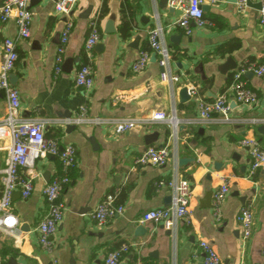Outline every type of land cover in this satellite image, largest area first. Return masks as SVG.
Instances as JSON below:
<instances>
[{"label": "crops", "instance_id": "1", "mask_svg": "<svg viewBox=\"0 0 264 264\" xmlns=\"http://www.w3.org/2000/svg\"><path fill=\"white\" fill-rule=\"evenodd\" d=\"M57 1L29 2L32 22L27 40L19 39L14 20L0 21V61L3 39H13L19 59L10 83L20 95L19 117L42 121L45 135L59 131L61 148L68 144L76 148L77 165L62 193L64 218L51 237L52 251L48 252L39 244L37 227L46 211L43 190L61 165L52 156L36 160L32 195L23 199L17 191L13 196L19 238L0 234V264H103L105 257L122 245L131 249L120 264H190L192 260L204 264L202 241L213 245L220 264H264V170L250 175L249 151L240 144L244 139H255L264 148V133L258 130L264 125V75L245 74L244 81L259 102L246 107L230 97L227 121L215 114L212 120H202L196 96L186 102L179 100L183 86H195L197 95L212 103L227 91L243 65H264V27L259 10L249 7L239 13L234 0L206 3L203 11L209 25L196 27L187 36L175 24L181 11L171 12L162 0H78L71 14L73 29L63 62L72 60V70L66 73L62 65L56 74V51L69 20L56 13ZM251 2L258 4L260 0ZM2 4L0 0V8ZM104 7L107 13L100 19ZM123 16L131 25L127 40L119 34ZM94 19L98 20L101 40L93 49L95 84L87 92L75 87L74 77L78 67L87 63L84 47ZM109 21L114 33H106ZM157 28H162L170 53L168 70L182 76L179 84L161 81L163 68L157 56L154 61L151 56L143 72H132L143 47L149 48L148 33ZM175 36H180L179 45L173 40ZM229 60L236 68L223 70ZM82 105L87 106L88 121L78 124L74 119ZM5 109V96L0 93V117ZM159 110L174 117L178 128L167 120L115 133L116 122L140 120ZM152 134L157 138L147 144L146 136ZM8 146V140H0V196ZM149 147H168L167 163L136 166V159ZM180 159L189 161L180 167ZM223 178L229 179L230 191L217 219L213 206L204 208L202 201L209 191L214 194L223 185ZM182 180L193 188L190 221L180 222L174 231L142 223L144 213L172 205L174 191L167 183ZM108 195L116 197L124 212L98 227L91 214ZM169 197L172 200L167 203ZM246 207L254 218L248 242L243 241L237 219ZM139 227L146 229L144 237L136 235Z\"/></svg>", "mask_w": 264, "mask_h": 264}, {"label": "built area", "instance_id": "2", "mask_svg": "<svg viewBox=\"0 0 264 264\" xmlns=\"http://www.w3.org/2000/svg\"><path fill=\"white\" fill-rule=\"evenodd\" d=\"M31 0H3L0 8V21L5 23L14 20L19 39L30 38V26L32 14L28 8ZM219 0H168V6L181 11V17L175 23L176 26L189 36L194 28H205L209 22L204 18L203 5L206 3L215 4ZM250 0H236L235 4L239 13L249 8ZM78 0H58L55 5L57 14L66 15L69 20L66 22L61 34L60 42L56 51L55 73L62 71L66 46L70 33L73 29L71 14L73 13ZM259 10V22L264 27V0ZM101 40V32L98 20L94 19L89 24V35L85 42L84 52L87 63L81 64L74 77V85L87 92L91 91L95 84L93 68V49ZM148 44L150 51H142L139 58L132 65L133 73L143 72L150 63L152 54L157 56V61L164 71L160 74L162 82L168 84H179L182 76L171 73L168 70L170 53L163 39L162 28L151 30L148 33ZM2 55L0 61V93L5 96L6 109L0 117V140H8V156L5 168L2 171V192L0 196V234L19 238L18 218L12 211V202L15 192L19 191L23 199H28L34 190L33 173L36 160L43 156H52L60 162V172L56 173L46 184L43 196L46 203L45 214L37 227L40 246L50 252L52 251L51 237L62 223L65 206L62 202V193L70 183L69 173L77 165V151L71 145L61 148L57 139L47 138L45 125L40 120L21 119L19 112L21 101L19 92L11 85L9 76L15 69L19 59L16 43L11 38H4L1 43ZM253 72L256 76L264 75V65L248 63L243 65L233 76L228 87L216 101L209 103L197 95L195 86L188 87V93L198 101V111L202 120H212L213 115L221 116V120L227 121V114L231 110L230 97L240 105L252 107L259 102L258 95L246 85L244 76ZM87 106L79 108V114L74 119L76 123L88 121ZM171 121L172 126L177 129L178 123L174 117H170L165 111H151L146 113L140 120L129 119L115 123V133L124 134L131 131L139 124H151L159 121ZM96 123L99 120L95 121ZM246 147L250 155V175L257 171L264 170V148L255 139H244L240 142ZM170 151L168 147H149L135 161L136 166L151 165L161 167L168 161ZM27 171L24 175L22 172ZM164 185V182H160ZM173 188V203L170 207L151 210L143 214L142 223H153L162 226L168 231L178 228L180 222L190 221V201L193 188L189 181L182 180L167 183ZM230 181L223 178V185L213 194L212 206L214 216L219 219L222 204L229 194ZM124 207L117 204L114 195H108L94 209L91 214L92 220L98 227H104L108 221L117 214H122ZM243 232V241L248 242L252 236L254 218L249 208H243L238 217ZM200 247L204 253V264H220V256L207 241H202ZM129 245H122L120 248L110 252L104 259L103 264H120L122 258L130 251ZM190 264H194V260Z\"/></svg>", "mask_w": 264, "mask_h": 264}, {"label": "water", "instance_id": "3", "mask_svg": "<svg viewBox=\"0 0 264 264\" xmlns=\"http://www.w3.org/2000/svg\"><path fill=\"white\" fill-rule=\"evenodd\" d=\"M40 0H31V4L32 3H36ZM236 2V0H234ZM168 3V0H162V5L165 7ZM248 6L249 7H253V8H256L257 10H261L262 8V4L261 3H258V4H254L251 2V0L248 2ZM203 9H205V7H203ZM170 11H174L173 8H170ZM85 18H87V12H86V15H84ZM115 32V29H114V26H113V23L111 21H109L106 25V33H114ZM180 39V36H175L173 37V40L179 45L178 43V40ZM138 42V39L135 41V43L133 44V46H136V43ZM101 48V46L99 47ZM156 59V55L153 54L152 55V60L154 61ZM230 60L227 62V64L223 67V70H234L236 68V66L234 65H231L230 64ZM230 65L232 67H230ZM72 66H73V61L72 60H67L64 65H63V71L66 72V73H69L71 70H72ZM180 66V65H179ZM229 68V69H227ZM162 72H163V69H162ZM224 72V71H223ZM9 79H10V82L12 83L14 77L12 75L9 76ZM191 96L189 95L188 93V87L187 86H183L180 91H179V100L180 102H186V101H190L191 100ZM69 128H73L72 126H69ZM261 133H264V125L261 126L259 129H258ZM157 138V134H152V135H148L146 136V143L147 144H152L153 141ZM189 160L188 159H180L179 160V166H183L184 164H186ZM212 196H213V192L212 191H209L204 200L202 201V206L204 208H211V203H212ZM171 197H169L166 201L167 203H169L171 201ZM146 234V229L144 227H139L136 231V235L139 237H144Z\"/></svg>", "mask_w": 264, "mask_h": 264}, {"label": "trees", "instance_id": "4", "mask_svg": "<svg viewBox=\"0 0 264 264\" xmlns=\"http://www.w3.org/2000/svg\"><path fill=\"white\" fill-rule=\"evenodd\" d=\"M130 3L128 1H126V6L129 8ZM107 13V8H103L102 11L100 12V19L103 18ZM123 13H124V10H123ZM119 34L121 36V38L123 40H127L130 35H131V25H130V22L128 20L127 17L123 16V19H122V24L119 28ZM143 51H150V49L148 48V46H144L143 47ZM60 132L59 131H54V132H49L46 134V137H49V138H54V139H58L60 137Z\"/></svg>", "mask_w": 264, "mask_h": 264}]
</instances>
